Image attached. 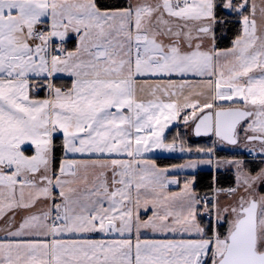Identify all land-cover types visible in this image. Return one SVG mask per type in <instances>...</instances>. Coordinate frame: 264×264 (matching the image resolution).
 I'll use <instances>...</instances> for the list:
<instances>
[{"label":"snow or ice","instance_id":"obj_1","mask_svg":"<svg viewBox=\"0 0 264 264\" xmlns=\"http://www.w3.org/2000/svg\"><path fill=\"white\" fill-rule=\"evenodd\" d=\"M0 264H264V0H0Z\"/></svg>","mask_w":264,"mask_h":264}]
</instances>
